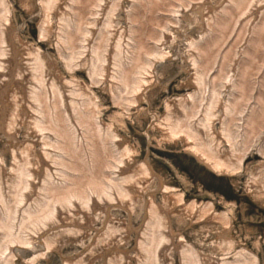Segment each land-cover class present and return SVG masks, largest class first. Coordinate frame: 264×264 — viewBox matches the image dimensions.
Segmentation results:
<instances>
[{
  "label": "bare ground",
  "instance_id": "1",
  "mask_svg": "<svg viewBox=\"0 0 264 264\" xmlns=\"http://www.w3.org/2000/svg\"><path fill=\"white\" fill-rule=\"evenodd\" d=\"M14 1L0 0V264H258L230 256L227 212L186 204L115 127L143 112L158 144L179 142L220 174L253 147L264 159V0H20L54 53L21 38ZM178 58L194 90L149 112ZM98 84L116 107L108 123ZM249 174L264 205V160ZM187 219L217 223L220 258L175 230Z\"/></svg>",
  "mask_w": 264,
  "mask_h": 264
},
{
  "label": "rangeland",
  "instance_id": "2",
  "mask_svg": "<svg viewBox=\"0 0 264 264\" xmlns=\"http://www.w3.org/2000/svg\"><path fill=\"white\" fill-rule=\"evenodd\" d=\"M12 7L16 12L15 25L18 34L22 36L21 38L29 43L40 45L44 52L54 53L48 42L38 43L36 41L38 18L34 19L32 17L36 12H33L32 15L26 13L20 0H15ZM122 22H125L124 17ZM184 36L185 33L178 34L182 51L185 49ZM179 64V58L171 63L164 64L162 69L165 72L162 77L164 88H158L156 94L151 97L149 105H144V108L148 109L149 112L159 114L164 111V99L176 98L194 90L193 87L185 84L186 67H183L185 69L182 70ZM76 77L84 83L88 82L84 69L76 71ZM91 90L98 98L99 115L103 118V121L108 123L109 115L116 110V107L112 104L111 96L99 84L92 86ZM133 111L130 110L123 114L126 130L118 126L115 129L135 145L138 152L137 162H141L143 158L150 159L154 170L166 184L174 187L176 192L182 195L186 204L193 203L196 204L197 208H200L209 203L215 212H227L231 218V236L234 240V248L230 256L233 257L236 255V251L244 249L256 259L258 264H264V205L248 194L247 186L250 170L259 161L264 160L257 149L253 147L246 152L243 162L232 175L220 174L202 165L192 154L185 153L179 142L175 144H158L155 138L157 132L149 131V135L147 134L149 129L147 115L142 112L137 117L136 114L132 113ZM129 116L131 117L129 118ZM4 147L5 143L0 139V151ZM5 155L8 156L7 153ZM116 214L115 216L118 218L124 217L122 213ZM205 221L200 224H192L189 221V224H179L175 221L174 228L202 256L220 258L222 253L213 251L211 247L212 241H215L216 232L219 231V226L217 223L208 225ZM95 226L99 227L98 224ZM256 242H258V245H256ZM80 252L81 249L77 253ZM28 255L26 254L27 257ZM61 263L58 256L55 255L52 257L51 262L42 261L41 264Z\"/></svg>",
  "mask_w": 264,
  "mask_h": 264
}]
</instances>
